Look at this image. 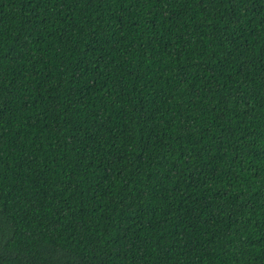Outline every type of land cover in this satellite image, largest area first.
Segmentation results:
<instances>
[{
    "label": "trees",
    "instance_id": "16d2710c",
    "mask_svg": "<svg viewBox=\"0 0 264 264\" xmlns=\"http://www.w3.org/2000/svg\"><path fill=\"white\" fill-rule=\"evenodd\" d=\"M0 264H264V0H0Z\"/></svg>",
    "mask_w": 264,
    "mask_h": 264
}]
</instances>
